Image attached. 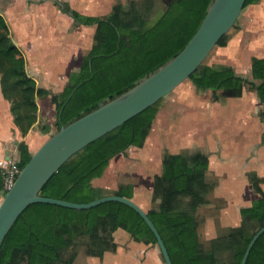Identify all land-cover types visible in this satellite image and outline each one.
Returning <instances> with one entry per match:
<instances>
[{"label": "trees", "instance_id": "1", "mask_svg": "<svg viewBox=\"0 0 264 264\" xmlns=\"http://www.w3.org/2000/svg\"><path fill=\"white\" fill-rule=\"evenodd\" d=\"M214 0H140L125 11L113 6L106 17H86L65 6L76 25L95 26L92 48L80 68L69 75L65 88L52 95L57 131L68 122L121 95L156 72L188 44ZM262 0H246L243 10ZM217 43L225 47L229 33ZM0 81L11 103L15 125L23 136L36 120V99L51 93L37 88L25 69V59L13 43L9 27L0 15ZM197 92H212L213 101L241 98L244 91L256 94L264 123V58L251 60V79L237 75L229 65L205 62L185 81ZM164 98L116 130L71 157L46 183L40 195L71 203H90L116 195L133 199L134 185H120L115 192L96 186L111 162L130 148L141 149ZM56 131V132H57ZM19 167L31 159L27 145L18 146ZM208 156L197 150L166 155L154 178L146 213L157 228L172 264H240L245 250L264 227V192L261 179L250 174L260 198L240 209L237 227L221 230L205 249L198 239L197 211L207 204L217 183L210 180ZM2 180L0 178V188ZM127 232L136 242L157 247V242L131 208L116 202L89 210H72L33 204L18 218L0 248V264H75L79 254L101 258L115 252L114 234ZM159 250V249H158ZM163 261V257L159 252ZM164 263V261H163ZM246 264H264V234L256 241Z\"/></svg>", "mask_w": 264, "mask_h": 264}, {"label": "crops", "instance_id": "2", "mask_svg": "<svg viewBox=\"0 0 264 264\" xmlns=\"http://www.w3.org/2000/svg\"><path fill=\"white\" fill-rule=\"evenodd\" d=\"M115 2L116 0H0V15L9 27L13 43L23 52L26 73L35 82L37 88L45 89L51 93L46 98L36 99L37 117L33 126L39 124V117L42 116L54 114L56 120V109L52 104L51 96L61 93L66 86L70 72L74 69H76L74 72H77L80 68L83 57H79V63L75 67V52L83 54L84 51H89L94 44L95 26L74 24L70 15L63 12L65 6L86 17L102 18L110 15ZM215 57L220 64L231 66L237 75L251 79V60L264 58V0L259 4L248 6L242 12L239 32L225 47L217 49ZM191 86L189 85V88L192 89ZM253 95L252 104L256 97V94ZM246 98L249 97L247 91H244L241 98H230L228 102ZM181 100L186 101V106H181L183 108H179V112L175 114L171 113L166 105L160 107L144 147L141 149L132 147L126 154L134 153L146 164H149L152 158L153 162L160 163L161 171V163L166 155L185 151L195 152L197 150L188 149L194 147L195 142L198 147H204L203 139L205 136L210 138L212 132L208 123L210 116H206L209 103L204 97L192 93L180 94L176 102L181 103ZM173 103L174 100H171L168 105L172 107ZM196 107L203 120L201 123L193 119L195 115L193 108ZM227 117L230 118L234 129L233 134L226 137H229V141H233L235 145L239 144L237 146H241V151L247 148L253 150L254 146H257L262 138L264 139V125L260 118L257 122L259 121L261 125L257 126L259 128L255 132L254 139H248L242 125L243 110L237 108ZM229 120L221 123H225L222 127L224 131L228 130L226 122ZM51 123L47 122L50 128ZM260 135L261 139H259ZM33 136L31 133L23 136L15 125L11 113V103L4 97L0 81V161L8 159L19 162L18 146L23 142L31 154L29 140ZM249 136H253V133L249 132ZM40 141L42 145L46 141V136ZM253 143L255 144L253 145ZM240 153L242 156L244 155V153ZM235 162L245 167V170L249 165L251 174L254 173L256 176L264 174V166L259 165L264 161L260 159L251 157L247 161V159L240 158ZM255 164L259 166L256 169L251 168ZM248 171L246 170L244 173ZM0 178L2 180L1 176ZM254 193L257 197L251 200L248 206L260 198L259 194ZM114 241L115 252H106L101 258L87 257L85 264H164L157 247L136 242L121 229L115 232ZM141 247L145 249L144 256L140 254ZM75 264L78 263L75 262Z\"/></svg>", "mask_w": 264, "mask_h": 264}, {"label": "water", "instance_id": "3", "mask_svg": "<svg viewBox=\"0 0 264 264\" xmlns=\"http://www.w3.org/2000/svg\"><path fill=\"white\" fill-rule=\"evenodd\" d=\"M246 0H214L188 44L156 72L121 95L62 126L49 137L22 168L0 201V248L18 218L33 204H48L72 210H89L116 202L134 210L154 235L164 264H172L168 250L147 213L133 199L110 195L90 203H71L40 195L52 176L85 147L146 111L185 82L208 58L219 40L242 14ZM264 227L250 240L240 264H246Z\"/></svg>", "mask_w": 264, "mask_h": 264}, {"label": "rangeland", "instance_id": "4", "mask_svg": "<svg viewBox=\"0 0 264 264\" xmlns=\"http://www.w3.org/2000/svg\"><path fill=\"white\" fill-rule=\"evenodd\" d=\"M132 1L140 0H116L115 4H120L125 11L130 10ZM244 11V10H243ZM242 11V12H243ZM241 17V15H240ZM240 17L237 20V24L234 29L229 33V39L231 40L236 36L240 30ZM229 40V41H230ZM228 41V42H229ZM228 44V43H227ZM223 47H216L213 52L208 56L205 64L217 65L220 64L215 57L217 49ZM18 49V48H17ZM19 55L23 56V52L19 49ZM88 51H84L83 54L80 52H75L74 62L75 67L79 63V57L84 56ZM24 57V56H23ZM25 59V57H24ZM76 71V69H74ZM74 70L72 72H74ZM70 72V73H72ZM191 86L190 82H183L178 86L173 92L167 95L163 102L159 106H167L171 113L179 112L181 106H186V101L181 100V103L176 102V99L180 94L187 95L192 93L193 95L204 97L209 103V110L206 116H210L208 121L211 127L210 138L203 139L204 147H198L197 142H195L194 147L188 148L191 151L199 150L205 153L209 157L210 162V180H214L217 183L215 189L208 195L207 204L200 207L197 211L199 226L197 229L198 239L205 249L209 248V241L213 239L221 230L227 229L229 227H237L240 223L239 210L247 207L251 200H254L257 196L249 182L250 166L248 165L246 170L242 165L236 163V159L240 158L248 159L254 157L255 159H260L264 161V139L259 141L257 146L251 150L250 148L241 151V146L239 144L229 141V137L233 134L234 125L227 117L235 112V109L243 110L242 125L246 131V137L248 139H254L256 130L260 127L261 123L259 120L260 113L263 111L262 105L257 101L255 97L252 104V97L255 94L252 91H247L248 99L243 100H233L228 102L229 99H221L220 101H213L212 92H197ZM192 87V86H191ZM174 100V106L170 107L168 103ZM178 106V107H177ZM197 106V105H196ZM193 119L201 123L202 117L196 108H193ZM40 122L37 126H31L27 131L26 135L29 133L34 136L29 140V147L31 149V155L41 146L40 139L46 140L56 133V123L54 114L39 117ZM54 118V119H53ZM226 122L227 131L222 128V122ZM53 121V122H52ZM47 122L51 123L48 127ZM259 125V127H257ZM264 125V123H263ZM253 133V136H249ZM245 133V132H244ZM227 134V135H226ZM233 137V135H232ZM261 139V135L259 137ZM255 143H253L254 145ZM257 144V143H256ZM248 143L246 144V146ZM244 153L242 156L241 153ZM259 165L264 166V162L259 163ZM258 164L252 166L251 168H257ZM160 163L153 162L152 158L149 164H146L143 160L138 159V157L133 153H127L122 157L114 159L109 168L106 170L104 176L96 180L94 184L105 188L110 192H115L120 185L132 184L134 185V202L140 206L145 212L157 205L151 202V197L153 193V183L154 178L160 174ZM257 173V172H255ZM261 179V189L264 190V174L257 175ZM3 197V196H2ZM2 199V198H1ZM0 199V201H1ZM125 241V237L123 238ZM141 255H145L144 247H141ZM86 257L82 254L76 258L78 264H85Z\"/></svg>", "mask_w": 264, "mask_h": 264}, {"label": "built area", "instance_id": "5", "mask_svg": "<svg viewBox=\"0 0 264 264\" xmlns=\"http://www.w3.org/2000/svg\"><path fill=\"white\" fill-rule=\"evenodd\" d=\"M20 172L21 169L19 167L18 161L8 159L0 161V176L2 177V196H4L12 187Z\"/></svg>", "mask_w": 264, "mask_h": 264}]
</instances>
